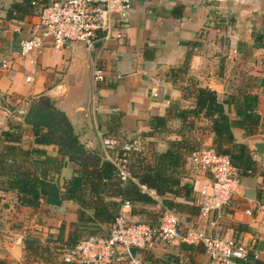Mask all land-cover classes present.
<instances>
[{
	"label": "crops",
	"instance_id": "1",
	"mask_svg": "<svg viewBox=\"0 0 264 264\" xmlns=\"http://www.w3.org/2000/svg\"><path fill=\"white\" fill-rule=\"evenodd\" d=\"M31 1L0 0V59L11 58L9 68L0 67V264H67L61 256L73 238L90 232L107 235L112 224L80 225V209L93 220V206L119 200L116 175L101 180L104 191L99 195L92 194L87 181L81 203L66 196L80 166L56 144L36 141L47 129L26 119L40 97L65 113L88 154L100 161L107 160L102 136L133 143L129 166L142 175L166 163L161 156L167 150L185 154L188 145L215 146L212 119L190 113L198 87L216 92L233 140L249 150L253 171L238 174L230 205L205 220L199 216L198 191L211 174L191 167L189 156L180 169L177 192L164 197L179 202L175 209L207 232L243 243L250 252L248 264H264V46L254 37L264 26V0H134L122 37L100 53L104 77L95 83L94 52L82 42L46 46L39 54L19 53L20 39L30 36L38 18ZM31 70L32 80H26ZM248 95L256 97L257 124L239 114ZM169 168L168 163L165 172ZM24 173L42 182L37 205L20 204L9 186ZM124 210L128 221L154 224L160 206L134 201ZM212 220L213 227L208 225ZM103 264L209 262L201 245L173 240L119 248Z\"/></svg>",
	"mask_w": 264,
	"mask_h": 264
},
{
	"label": "built area",
	"instance_id": "2",
	"mask_svg": "<svg viewBox=\"0 0 264 264\" xmlns=\"http://www.w3.org/2000/svg\"><path fill=\"white\" fill-rule=\"evenodd\" d=\"M132 1L52 0L40 4L32 0L38 18L30 36L20 39L19 53L23 56L39 54L46 46L62 48L72 42H82L94 52L91 59L92 79L94 83L98 82L104 77L100 53L110 41L122 37V24L128 18ZM10 61V57L1 58L0 67L9 68ZM34 73L35 70H31L26 80H32ZM1 99L0 94V102ZM101 146L104 157L115 167L120 184L137 182L129 166L133 143H121L117 137L102 136ZM188 162L191 167L211 174L209 182L198 191L199 216L205 220L211 212L230 205L238 183V171L227 154L218 153L209 146H197L190 150ZM139 188L155 198L162 209L156 223L128 221L124 208H129L131 203L125 200L107 235H91L66 248L62 261L67 264H103L109 262L119 248L127 251L129 247L144 248L155 241L179 240L201 245L209 264H248L250 252L243 243L207 232L204 226L191 222L165 205L152 188L145 184H139ZM246 211L249 212L248 209ZM215 224L216 220L208 223L211 227Z\"/></svg>",
	"mask_w": 264,
	"mask_h": 264
},
{
	"label": "trees",
	"instance_id": "3",
	"mask_svg": "<svg viewBox=\"0 0 264 264\" xmlns=\"http://www.w3.org/2000/svg\"><path fill=\"white\" fill-rule=\"evenodd\" d=\"M254 37L257 45L264 46V26L255 33ZM195 99V107L190 113L194 116L201 114L212 119V127L216 140L214 146L215 150L218 153L227 154L230 157V161L237 169L238 174L252 172L254 161L251 158L248 148L244 144L237 143L233 140L231 123L224 112L221 102L217 101L216 92L208 88L198 87L196 88ZM255 99L256 97L253 95L245 96L246 106L239 110L241 119L244 121L247 120L252 124H257L260 119L259 115L254 110ZM26 121L33 124L36 128L46 127V132L37 137L36 141L39 143L56 144L60 153L67 155L70 160L79 164L80 171L71 178V186L65 189L68 192L66 196L75 197V199L81 203V195H83L84 192L83 185H85L87 181H90L89 186L92 194L99 195L104 191V185H101V180L104 178L110 179L111 177L115 179L114 176L116 173L113 164L108 160L100 161L99 156L88 154L83 144L78 140L65 113L56 109L53 104L50 103L48 97H40L32 117L30 114ZM195 147L197 146L188 145L185 148V154H181L173 149L167 150L161 156L166 160V163H162L160 168L144 172L142 175L132 172L137 182L128 181L124 185L116 183L117 186L115 187L114 193L119 197L118 201L110 200V202L107 203L109 206L105 204L93 206L95 209L93 220L86 217L84 214L85 211L80 209L78 224L87 226L89 222L103 221L113 223L118 215L120 206L125 200H128L130 203L134 201L156 203L155 198L141 191L139 184H145L152 188L155 193L161 197L165 205L174 209L175 207L177 208L179 202H171L165 198L164 195L168 192H177L178 185L180 184V169L185 165L190 150ZM168 163L170 166L169 172L168 170L165 172L164 168L166 165L168 167ZM41 184V181L31 176L29 173H24L20 178L9 181L10 188L17 191L19 203L22 205L38 204L42 190ZM188 188H190V186ZM187 193L188 191L186 190L185 194ZM83 205H86L84 200L82 201V207ZM161 210L160 208L158 214L155 216L156 219L160 216ZM91 235L96 234L90 232L84 238ZM84 238H73L71 240L73 243L67 248L75 246Z\"/></svg>",
	"mask_w": 264,
	"mask_h": 264
}]
</instances>
